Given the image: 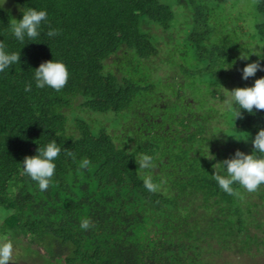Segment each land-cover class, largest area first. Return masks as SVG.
Here are the masks:
<instances>
[{"label":"trees","instance_id":"obj_1","mask_svg":"<svg viewBox=\"0 0 264 264\" xmlns=\"http://www.w3.org/2000/svg\"><path fill=\"white\" fill-rule=\"evenodd\" d=\"M238 4L6 0L0 42L19 51V63L0 73V235L16 241L27 260L264 264V184L254 192L233 184L228 193L212 175L226 174L220 163L234 150L250 152L251 137L264 127V110L233 119L217 103L224 102L221 88L264 76L258 71L248 82L238 71L248 62L240 51L264 44V0L254 5L261 19L253 31ZM23 7L43 9L47 18L42 41L20 46L6 29ZM49 28L59 34L47 37ZM50 59L69 71L59 91L32 82V69ZM49 140L62 150L40 190L19 162ZM143 156L151 158L147 167ZM85 218L88 230L79 228Z\"/></svg>","mask_w":264,"mask_h":264},{"label":"clouds","instance_id":"obj_2","mask_svg":"<svg viewBox=\"0 0 264 264\" xmlns=\"http://www.w3.org/2000/svg\"><path fill=\"white\" fill-rule=\"evenodd\" d=\"M5 3L6 0H0V9H3ZM20 11L21 16L19 19L11 18L8 20L6 30L19 42L20 46L28 41H42L40 36L42 25L47 18L46 11L34 7H23ZM58 34L59 30L54 28H49L45 32V35L49 38ZM255 45L264 44H251L244 48L246 50L239 53L238 59L248 61L243 64L242 68L238 69L242 80L256 77L258 71L264 72V63L261 62L264 60V51L258 50L254 47ZM250 55H255L256 59L249 60ZM18 63L19 51H6L4 44L0 42V73L6 70L9 71L10 67L18 65ZM228 67H230V64L224 66V68ZM68 77V68L60 60H45L32 69V82L37 89L47 87L59 91L66 85ZM31 89L32 84L24 86L25 92H29ZM221 93L224 95L222 108L231 112L233 119H243L245 114L253 115L264 110V76L254 78L251 85L237 86L231 90L221 88ZM229 135L239 139H247L248 137L247 133L240 137ZM250 142L252 145L250 152L245 153L240 149H236L230 157L225 158L220 163L226 174L222 175L218 170L212 174L223 191L232 193V185L238 184L245 190L254 192L260 185L264 184V127L257 129ZM61 150V145L56 140H49L42 146H37L35 154L25 155L22 161L19 162L23 173L36 182L40 190H45L49 186V182L56 172V160L60 156ZM65 153L67 156L73 155L67 149H65ZM207 156L212 158L210 153ZM150 159L149 156H143L140 160V166L147 167ZM88 163V160L85 159L81 162V166H87ZM143 184L149 191L156 190V185L151 182L150 178H145ZM79 228L88 230L90 221L87 218L82 219ZM10 252V245H4L0 248V264H8Z\"/></svg>","mask_w":264,"mask_h":264},{"label":"rangeland","instance_id":"obj_3","mask_svg":"<svg viewBox=\"0 0 264 264\" xmlns=\"http://www.w3.org/2000/svg\"><path fill=\"white\" fill-rule=\"evenodd\" d=\"M237 2L239 3L237 6H240L238 9H243L242 13L244 14V17H248V21L250 23V25L248 26H252L254 21H259L261 19V17H256V11H255V3L256 0H237ZM12 4L17 7L13 2ZM238 14V13H237ZM13 18H16V13L12 14ZM251 28V27H249ZM253 26H252V31H253ZM172 43H177V44H181L182 40L180 38H174V40H172ZM154 61L156 63H160V57H156L154 59ZM235 79H238V76L235 75L234 76ZM248 82H252L251 80L248 79ZM236 84V83H235ZM234 84V85H235ZM218 104H224V102L217 100ZM217 124V123H215ZM262 218L264 219V208H262ZM5 215V212L0 210V222L2 221L3 217ZM8 238V241H7ZM10 237L7 235H0V248H2L4 245H10L11 247V252H10V256H9V260H8V264H43L42 260H37V261H32V260H27L26 257V251H22L20 245H18V243L16 241H9ZM13 240V239H11ZM263 258H264V248H263Z\"/></svg>","mask_w":264,"mask_h":264}]
</instances>
